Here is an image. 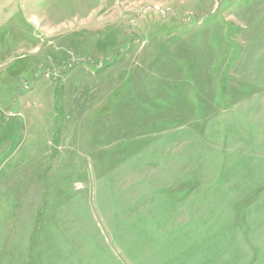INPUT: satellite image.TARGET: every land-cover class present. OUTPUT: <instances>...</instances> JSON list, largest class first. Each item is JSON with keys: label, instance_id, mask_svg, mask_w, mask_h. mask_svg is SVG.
Here are the masks:
<instances>
[{"label": "rangeland", "instance_id": "1", "mask_svg": "<svg viewBox=\"0 0 264 264\" xmlns=\"http://www.w3.org/2000/svg\"><path fill=\"white\" fill-rule=\"evenodd\" d=\"M0 264H264V0H0Z\"/></svg>", "mask_w": 264, "mask_h": 264}]
</instances>
